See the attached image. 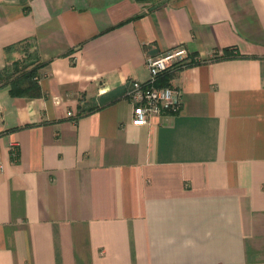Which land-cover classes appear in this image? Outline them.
Returning a JSON list of instances; mask_svg holds the SVG:
<instances>
[{
    "label": "crops",
    "instance_id": "obj_1",
    "mask_svg": "<svg viewBox=\"0 0 264 264\" xmlns=\"http://www.w3.org/2000/svg\"><path fill=\"white\" fill-rule=\"evenodd\" d=\"M178 45L180 110L135 124L129 81ZM27 50L41 94L0 87V264H264V0H0V69Z\"/></svg>",
    "mask_w": 264,
    "mask_h": 264
},
{
    "label": "built area",
    "instance_id": "obj_2",
    "mask_svg": "<svg viewBox=\"0 0 264 264\" xmlns=\"http://www.w3.org/2000/svg\"><path fill=\"white\" fill-rule=\"evenodd\" d=\"M192 56L183 45L146 57L147 79L132 78L126 95L133 104V122L147 123L153 115L165 110L178 111L183 103L182 91L172 84H158L161 75L177 66L185 65Z\"/></svg>",
    "mask_w": 264,
    "mask_h": 264
},
{
    "label": "trees",
    "instance_id": "obj_3",
    "mask_svg": "<svg viewBox=\"0 0 264 264\" xmlns=\"http://www.w3.org/2000/svg\"><path fill=\"white\" fill-rule=\"evenodd\" d=\"M137 14L134 17H138ZM237 53L233 52V48H226L225 55L216 57L215 59H220L224 57H232ZM244 56V55H240ZM191 61L185 65L177 66L174 69L165 71L158 84H168V75L176 69H181L186 65H191ZM43 64L38 58L36 50H27L26 56L23 59H18L11 64H8L4 68L0 69V87L6 84L10 85V92L13 95L19 96H35L41 94V86L38 79L39 68Z\"/></svg>",
    "mask_w": 264,
    "mask_h": 264
}]
</instances>
